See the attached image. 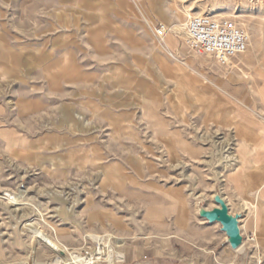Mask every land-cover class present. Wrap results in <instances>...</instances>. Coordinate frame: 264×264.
I'll return each instance as SVG.
<instances>
[{
	"label": "rangeland",
	"instance_id": "rangeland-1",
	"mask_svg": "<svg viewBox=\"0 0 264 264\" xmlns=\"http://www.w3.org/2000/svg\"><path fill=\"white\" fill-rule=\"evenodd\" d=\"M213 13L250 39L229 67L176 29ZM241 132L264 135V0H0V264L60 259L34 222L98 264H264L254 209L238 255L201 216L263 161Z\"/></svg>",
	"mask_w": 264,
	"mask_h": 264
},
{
	"label": "built area",
	"instance_id": "built-area-1",
	"mask_svg": "<svg viewBox=\"0 0 264 264\" xmlns=\"http://www.w3.org/2000/svg\"><path fill=\"white\" fill-rule=\"evenodd\" d=\"M154 34L164 44L168 29L158 26ZM186 35V43L193 52L212 58L221 67H229L247 51L250 43L248 34L235 20L208 15L192 18L186 27Z\"/></svg>",
	"mask_w": 264,
	"mask_h": 264
},
{
	"label": "crops",
	"instance_id": "crops-1",
	"mask_svg": "<svg viewBox=\"0 0 264 264\" xmlns=\"http://www.w3.org/2000/svg\"><path fill=\"white\" fill-rule=\"evenodd\" d=\"M177 72H181L182 70L177 69ZM182 74H187L183 71ZM180 73L179 76H182ZM189 75V74H187ZM184 76V75H183ZM191 82L194 86L197 88H200L201 81L198 77L192 75ZM208 103H209V109H211L212 115H217V93L213 89L212 86H208ZM225 116L228 115V109L225 108ZM241 140L246 141L249 146H256L258 149L262 150V159L263 161L259 160V164L256 168H253L250 173H254V175L249 177L248 184L244 181H241L240 185V197L234 202V205L231 204V202L226 198L222 197L223 200L227 203L230 214L232 215H239L240 218V230L241 234L243 236V243L242 245L237 249L234 250L230 243L228 242V237L225 240L226 246L232 250L235 251V255H238L240 252L239 249H241L244 246V225L242 224V221L244 217L248 216V211L251 212L253 209L255 210V213L251 212L250 219L254 220L256 222V236L258 238V241L262 244L263 251H264V183H262L263 179H260V174H264V135L260 133H240ZM259 157V155H258ZM256 178V179H255ZM254 202H253V201ZM216 205V204H215ZM255 205V206H254ZM217 207V205L215 206ZM208 210L207 208H205ZM250 215V214H249ZM227 236V235H226ZM233 253V252H232Z\"/></svg>",
	"mask_w": 264,
	"mask_h": 264
},
{
	"label": "bare ground",
	"instance_id": "bare-ground-1",
	"mask_svg": "<svg viewBox=\"0 0 264 264\" xmlns=\"http://www.w3.org/2000/svg\"><path fill=\"white\" fill-rule=\"evenodd\" d=\"M214 13L210 14V15L212 17H214ZM201 16H203V15H201ZM186 27H187L186 24L180 23V24H177L176 29L179 31V33L182 36H184V29ZM220 144H222V143L220 142ZM6 200H8L9 203H11V204H15V206L20 203L19 198L16 196H12V195H9L6 198ZM203 210H206V209H203ZM206 211H209V210H206ZM23 229L29 230L30 233L32 234V236L35 238V240H37V242H42V243L48 245L49 247H51V249H53L55 252H57L59 254L60 259L55 260L53 264H98L101 257H102L101 254H98V255L90 254V255L84 257V256H74V254L69 253L70 258H68L66 256V254L69 252V250L66 247H64L63 245H61L59 242H56L57 240L54 241L50 236H48L45 232H43L41 230V228L37 227V224L35 222L34 223H28V224L24 225ZM123 257L120 256L118 258V260L123 261V259H124ZM64 260H66V261H64ZM35 264H41V263L35 262Z\"/></svg>",
	"mask_w": 264,
	"mask_h": 264
},
{
	"label": "water",
	"instance_id": "water-1",
	"mask_svg": "<svg viewBox=\"0 0 264 264\" xmlns=\"http://www.w3.org/2000/svg\"><path fill=\"white\" fill-rule=\"evenodd\" d=\"M217 207L213 210H201V216L210 223H219L222 231L227 235L228 242L234 250H237L243 243V236L240 230V216L230 214L227 203L221 196H216Z\"/></svg>",
	"mask_w": 264,
	"mask_h": 264
}]
</instances>
